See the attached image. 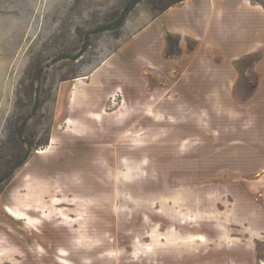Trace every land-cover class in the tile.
Returning <instances> with one entry per match:
<instances>
[{"label":"rangeland","instance_id":"1","mask_svg":"<svg viewBox=\"0 0 264 264\" xmlns=\"http://www.w3.org/2000/svg\"><path fill=\"white\" fill-rule=\"evenodd\" d=\"M171 1L0 0V176L27 153L0 192V264H264L261 198L236 183L256 176L236 168L256 160L239 126L260 52L230 99L169 89V59L198 46L154 21Z\"/></svg>","mask_w":264,"mask_h":264},{"label":"crops","instance_id":"2","mask_svg":"<svg viewBox=\"0 0 264 264\" xmlns=\"http://www.w3.org/2000/svg\"><path fill=\"white\" fill-rule=\"evenodd\" d=\"M163 23L171 32L181 35L180 47L184 49V39L192 36L198 46L183 52L179 57L169 59L178 70L177 78L169 89L201 90L203 92L224 93L231 98V91L239 76L235 62L243 56L259 51L260 55L252 65L257 75L250 98L241 103L243 109L256 104L258 120L254 124L239 126V134L251 142L253 151L248 155L256 157L251 168L239 167L236 171H253L255 177H246L247 197L261 198V213L253 220L264 221V8L255 0H183L172 5L156 16L154 20ZM260 102V103H259ZM247 116V111L244 113ZM262 144V147L256 146ZM257 148V150H256ZM261 153L259 152V149ZM250 149V148H249ZM248 149V150H249ZM241 153V152H238ZM262 158L258 159L257 156ZM250 191V192H249Z\"/></svg>","mask_w":264,"mask_h":264},{"label":"bare ground","instance_id":"3","mask_svg":"<svg viewBox=\"0 0 264 264\" xmlns=\"http://www.w3.org/2000/svg\"><path fill=\"white\" fill-rule=\"evenodd\" d=\"M77 81L79 80V78H77L76 79ZM75 89V86H73V91H72V98L70 99V101H74V98H75V94H76V91L74 90ZM116 91L117 92H119V93H123V90H122V87H117L116 88ZM122 107H124L123 105H122ZM122 109V108H121ZM117 112V111H116ZM104 113H105V111H104ZM89 115H91L93 118H95V119H100L101 118V115H102V112H97V113H90ZM65 123H68V126H69V129H71L72 131H73V129L75 128L76 130H78V127L77 126H74L73 125V120L72 119H70V118H68L66 121H65ZM74 127V128H73ZM55 142V137H51V139H50V144L46 147V148H44V149H39V150H37V153H39V154H45V153H47V152H49L48 150H49V148L51 147V145H52V143H54ZM122 161H123V159L121 158L120 159V163H122ZM72 170H75V171H77L76 169H72ZM129 170H131V168L129 167V168H127V170L125 169L124 170V175L123 176H125L126 177V173L129 171ZM67 171H69V172H67L68 174L69 173H71V170H67ZM70 175V174H69ZM58 200V199H57ZM55 202H58V203H61V202H59V201H55ZM70 203V202H69ZM56 204V203H55ZM2 208L6 211V213L10 216V217H12L13 219H15V220H23V221H27V219H28V221H30V222H33V224H37V223H39L40 221H43L42 220V217H31V216H29V214L27 213L28 211L27 210H30V208H25V211H23V210H20V209H17L16 208V204L14 203V204H3V206H2ZM27 211V212H26ZM68 217V216H67ZM34 220V221H33ZM28 221H27V223H28ZM105 237V236H104ZM66 240H67V242L69 243V244H73V241H72V239L71 238H65ZM196 239L199 241V242H201V244L202 243H205V242H208V238L205 236V235H203V234H198L197 236H196ZM191 248V247H190ZM60 251H62V253H60V254H58V255H56L55 256V262H57L58 264H76V263H74V261H72V260H70L69 258H68V255L70 254V252L69 251H66V249H61ZM66 251V253H64ZM93 250H90V247H88L87 246V249L84 251V255H85V257L86 256H89V254H92L91 252H92ZM151 251H153V249L151 250ZM151 254L149 253V256H150ZM148 256V257H149Z\"/></svg>","mask_w":264,"mask_h":264},{"label":"trees","instance_id":"4","mask_svg":"<svg viewBox=\"0 0 264 264\" xmlns=\"http://www.w3.org/2000/svg\"><path fill=\"white\" fill-rule=\"evenodd\" d=\"M180 1H182V0H173V1H171V2H169V3H167V4H165V5L160 9L159 13H161L162 11L166 10L168 7H170V6H172V5L176 4V3H178V2H180ZM26 157H27V153L25 152L24 155H22V157H21L20 159L16 160V161L13 162L11 165H9L8 168H7V170L4 171V172L1 174V176H0V182H2V183L0 184V192L3 190V186H4V184H5V183L8 181V179L11 177L13 170H14L16 167L22 165V164L25 162ZM5 162L8 163V161H5ZM8 164H9V163H8Z\"/></svg>","mask_w":264,"mask_h":264}]
</instances>
